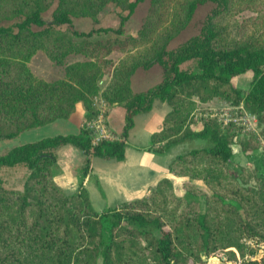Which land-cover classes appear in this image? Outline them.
Here are the masks:
<instances>
[{"label": "trees", "instance_id": "trees-1", "mask_svg": "<svg viewBox=\"0 0 264 264\" xmlns=\"http://www.w3.org/2000/svg\"><path fill=\"white\" fill-rule=\"evenodd\" d=\"M150 1L170 25L159 32V38L151 39L155 31L150 18L133 37L145 47L114 66L108 56L115 45L89 38L104 31L124 35L127 17L118 28L73 31L85 38L81 41L54 36L53 30L73 25L75 16L97 21L110 2L130 11L136 2L0 0V141L69 118L80 101L86 108L77 133L44 136L0 154V264H221L204 260L203 252L239 264H264V255L259 260L248 256L256 249L247 242L249 238L264 241V177L261 186L253 187L231 174L235 128L212 116L202 119L197 128L195 117L200 103L221 98L257 114L264 136V0ZM53 4L49 20L45 12ZM204 7L207 12L198 33L169 48ZM245 12L250 14L242 15ZM45 44L56 64H65L75 53L91 60L69 63L66 78L47 81L28 66ZM155 64L161 65V80L134 91L133 73ZM248 71L253 79L243 91L233 81ZM110 73L112 81L102 96L110 107L125 108V124L120 136L113 132L96 140L89 122L98 113L99 82ZM155 100L167 102L171 110L162 128L153 133L149 150L164 153L178 145L203 142L169 163L171 173L187 177L184 193H176L172 180L164 177L143 197L95 210L86 187L92 178L101 188L92 173L93 158L125 160L135 117L152 110ZM67 144L84 153L77 170L79 187L72 194L54 181L61 170L57 151ZM258 146L257 138L251 137L242 149L250 155ZM15 167L29 170L24 190L5 187L3 170Z\"/></svg>", "mask_w": 264, "mask_h": 264}, {"label": "rangeland", "instance_id": "rangeland-1", "mask_svg": "<svg viewBox=\"0 0 264 264\" xmlns=\"http://www.w3.org/2000/svg\"><path fill=\"white\" fill-rule=\"evenodd\" d=\"M130 1L136 2V4L133 6L132 11H130L126 7L118 5L117 3L110 2L98 14L97 21L91 17L75 16L73 25H62L59 28L54 29L53 34L54 36L66 35L68 37L73 38L74 40L81 41L85 38L76 36L73 31L89 32L92 29L99 27L118 28L121 25L123 17H127L124 19V35H119L113 31H104L100 34H93L92 37L89 38L92 41L109 40L113 45H115V49L108 56V58H112L114 60V66H116L117 64L121 63L128 55L138 53L141 49L145 47V43H141V40H133V37H137L139 35V31L150 18H154L151 27L153 28L152 32L155 31L154 34L149 36V38L151 39L159 38V32L170 25V20L166 22L164 19V13H157L153 8V5L151 4L150 0ZM55 7L56 4H53L45 12V17L47 19L51 20L52 13ZM206 12V7L201 8L197 12L195 18L189 23V25L184 30L179 32L177 36H175L170 41L169 48L177 46L189 36L198 33L199 28L201 26L200 21L202 20ZM249 14L250 12H245L242 15ZM50 44L52 46V41H50ZM47 45L48 44H45V46L39 48L28 62V66L31 71L36 76L43 78L47 81H54L57 79L66 78V66L69 63L77 61L84 62L91 60V58L84 53H75L70 54L66 58L65 64H56L49 54ZM161 78V65L155 64L152 67L146 69L141 67L133 73L131 77V86L134 91L144 90L158 83ZM252 79L253 73L251 71H248L244 74L237 76L233 82L238 88L242 89L243 91H247L250 87ZM111 81L112 73L106 75L103 79H101V81L99 82V94L95 96V104L97 106L98 113L89 122V126L94 131L95 138L97 137L96 135H101L99 134L98 130L100 131L102 128H105L107 135H114L113 131L109 128V124L107 121L109 109L111 107L108 105V103L102 96L104 89L109 85ZM158 103H160V100L158 101ZM78 104L83 105L86 114L85 105L82 101H80L76 104L75 111L70 115V117L76 112ZM165 105L170 108L168 104ZM251 113L252 112L248 111L243 105H235L221 98H214L211 101L200 103L195 117L198 120V122L196 123L197 128L202 126L201 120L209 116L217 117L220 122L223 123V125H231L235 128L237 132L233 144L235 154L233 160L229 164V171L234 176L239 177L242 183H246L253 187H258L262 185L264 177V136L262 135V124L260 123V120H258L257 122L252 121L251 124L250 122H248V119L251 117ZM69 118L57 119L53 122H50L44 126L37 128L24 129L16 138L1 140L0 154L7 152L10 148L20 145L22 143L34 141L44 136L63 133L62 126L57 121L67 120ZM84 120L82 122V125L84 123ZM140 135H142L141 132ZM251 137L257 138L259 146L253 151V153H251L250 155H246L242 149V145L244 142H249ZM101 138L104 137H98L99 140ZM202 144L203 142L197 141L193 142L192 144L175 146L164 153L155 151V164L158 173L161 174L163 170L169 168V163L177 155L190 150L192 147H200L202 146ZM158 145H163V143H159ZM142 157L145 158L146 156ZM28 174L29 170L25 167L5 168L3 170L5 187L8 189L24 190V185ZM183 178L186 179L187 177ZM193 180L200 186H206L202 180ZM177 188L179 189V187ZM182 191L184 193L183 188ZM120 204L122 205V203ZM92 206L95 210L102 211L108 207L117 205H115V201H113L111 197L101 198L100 196H98L94 197ZM247 242L249 245L252 246V248L256 249L255 253L249 254L248 256L253 259H261V257L264 255V241L257 242L255 239L249 238ZM202 254L203 259L207 260L209 263L222 264L223 261H225V264H230L231 262H233L234 264H239L238 261L228 260L225 257H223V259L218 258L217 256L208 257L207 252H203Z\"/></svg>", "mask_w": 264, "mask_h": 264}, {"label": "crops", "instance_id": "crops-1", "mask_svg": "<svg viewBox=\"0 0 264 264\" xmlns=\"http://www.w3.org/2000/svg\"><path fill=\"white\" fill-rule=\"evenodd\" d=\"M158 101L155 100L152 110L139 113L135 117V125L130 130L128 137L125 160L93 158L92 173L97 177L101 188L95 179L87 180L86 187L91 203L94 197L98 196L101 198L111 197L115 201V205L143 197L164 177H169L172 180L178 194L183 193L184 178L174 175L169 171V168L159 174L155 164V151L148 149L153 133L162 128L165 115L171 110V107L165 105L168 104L167 102L160 100L158 103ZM125 114V108L119 105H114L109 109L107 117L109 128L118 136L125 124ZM84 117L85 109L83 105L78 104L76 112L69 119L57 121L63 130V133L59 134L77 133ZM57 154L61 170L55 174L54 181L66 193H75L79 187L77 170L83 164L84 153L75 146L67 144L59 148Z\"/></svg>", "mask_w": 264, "mask_h": 264}, {"label": "built area", "instance_id": "built-area-1", "mask_svg": "<svg viewBox=\"0 0 264 264\" xmlns=\"http://www.w3.org/2000/svg\"><path fill=\"white\" fill-rule=\"evenodd\" d=\"M250 118L248 119V122H250V124H251V122L253 121V122H257L258 120H259V118H258V115L257 114H255V113H251L250 114ZM98 132H99V134H101V135H98L99 137L101 136V137H110V135H107L106 134V130H105V128H102L100 131L98 130ZM98 134V133H97ZM97 136V135H96ZM96 139H98L97 137H96ZM99 140V139H98Z\"/></svg>", "mask_w": 264, "mask_h": 264}]
</instances>
